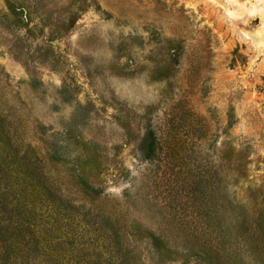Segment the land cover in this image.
<instances>
[{
  "label": "rangeland",
  "instance_id": "1",
  "mask_svg": "<svg viewBox=\"0 0 264 264\" xmlns=\"http://www.w3.org/2000/svg\"><path fill=\"white\" fill-rule=\"evenodd\" d=\"M0 264H264V0H0Z\"/></svg>",
  "mask_w": 264,
  "mask_h": 264
}]
</instances>
